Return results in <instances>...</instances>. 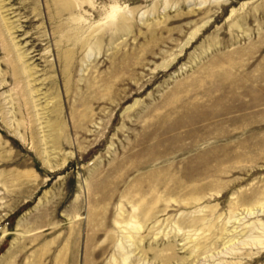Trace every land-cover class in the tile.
Segmentation results:
<instances>
[{
    "label": "rangeland",
    "instance_id": "rangeland-1",
    "mask_svg": "<svg viewBox=\"0 0 264 264\" xmlns=\"http://www.w3.org/2000/svg\"><path fill=\"white\" fill-rule=\"evenodd\" d=\"M134 217L129 264H264L224 245L264 225V0H0V264H115Z\"/></svg>",
    "mask_w": 264,
    "mask_h": 264
},
{
    "label": "bare ground",
    "instance_id": "bare-ground-1",
    "mask_svg": "<svg viewBox=\"0 0 264 264\" xmlns=\"http://www.w3.org/2000/svg\"><path fill=\"white\" fill-rule=\"evenodd\" d=\"M21 58L22 57L20 56V54H18L17 55V60L20 61ZM135 214H137V213H135ZM192 222H193V224L190 222L191 224H189V226H194L197 221L196 220H194V221L192 220ZM125 223H126L127 226L124 229V237L129 241V246L127 248H125L122 244L117 246V250L119 252V255H116V254L114 255L113 259H114L115 264H129L130 260H131V257H132V253H130L129 248H132V247L138 245V243L142 241V237H140V234H141V230L143 229V225L141 224L139 219L137 217H134L133 219H131L129 221H126ZM263 230H264V225H257V224L254 223V224H252L250 226H247L246 229H244L241 233L237 234L235 237H231L224 245L226 246L228 243H231L233 241L236 242L237 239H238L239 244L241 243L242 246H247V245L263 246L264 245V240L262 238L264 236L262 234ZM240 236H242V238H239ZM187 238H189V237H187ZM136 239H138L139 241L136 240ZM207 240H209V239H207ZM200 247H202V244L195 245L193 247V254H195ZM235 248H237V247H232V248L229 247L228 250L231 249L230 251H228L227 253H224V252H222V253L225 254V255H227L229 253L232 254ZM166 250H172V248H168V249L164 248L163 249V253H161V257L163 258V264H167V260H169L170 257L172 259L176 258L175 257L176 254L174 255V252L170 253L169 256H166V254H164ZM205 253H207V252H205ZM195 257L198 259L199 255L197 254ZM206 257H208V255ZM209 258H207V259H209ZM212 258L213 257H211V259ZM221 261L218 262L217 264H221ZM193 262H194V260H193ZM225 264H233V262L232 261H226Z\"/></svg>",
    "mask_w": 264,
    "mask_h": 264
}]
</instances>
